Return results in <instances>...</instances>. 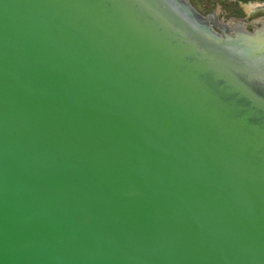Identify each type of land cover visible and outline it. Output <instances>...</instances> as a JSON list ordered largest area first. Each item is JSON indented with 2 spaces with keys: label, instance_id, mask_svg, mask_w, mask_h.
<instances>
[{
  "label": "water",
  "instance_id": "95a60500",
  "mask_svg": "<svg viewBox=\"0 0 264 264\" xmlns=\"http://www.w3.org/2000/svg\"><path fill=\"white\" fill-rule=\"evenodd\" d=\"M262 31L0 0V264H264Z\"/></svg>",
  "mask_w": 264,
  "mask_h": 264
},
{
  "label": "rangeland",
  "instance_id": "374dc122",
  "mask_svg": "<svg viewBox=\"0 0 264 264\" xmlns=\"http://www.w3.org/2000/svg\"><path fill=\"white\" fill-rule=\"evenodd\" d=\"M188 2L205 19L215 14L218 20L228 22L231 26L237 27L247 23L250 32L261 27L260 23L264 21V2L248 0L241 3H233L231 0H188ZM255 10L256 12L253 13ZM215 30L220 33L219 29Z\"/></svg>",
  "mask_w": 264,
  "mask_h": 264
},
{
  "label": "flooded vegetation",
  "instance_id": "af4514ba",
  "mask_svg": "<svg viewBox=\"0 0 264 264\" xmlns=\"http://www.w3.org/2000/svg\"><path fill=\"white\" fill-rule=\"evenodd\" d=\"M256 10L253 12L255 13ZM256 16V15H255ZM208 21V24L213 27V29H219L220 33L218 32L220 35H229L232 36L233 38H237L239 36H242V34H246L248 36H260L259 34H261L263 31V22H261V27H257V29L253 30L254 32H250L248 31L249 27H247L249 24H244V25H239L237 27H235V25L231 26L228 22H222L220 20H218L217 16L214 14L212 17H208L206 18ZM234 23L237 21H233ZM246 29V30H245ZM228 31V32H227Z\"/></svg>",
  "mask_w": 264,
  "mask_h": 264
},
{
  "label": "crops",
  "instance_id": "0c3cea01",
  "mask_svg": "<svg viewBox=\"0 0 264 264\" xmlns=\"http://www.w3.org/2000/svg\"><path fill=\"white\" fill-rule=\"evenodd\" d=\"M233 3H241L242 1L245 0H231ZM248 1H260V2H264V0H248Z\"/></svg>",
  "mask_w": 264,
  "mask_h": 264
},
{
  "label": "bare ground",
  "instance_id": "6f19581e",
  "mask_svg": "<svg viewBox=\"0 0 264 264\" xmlns=\"http://www.w3.org/2000/svg\"><path fill=\"white\" fill-rule=\"evenodd\" d=\"M253 9V8H252ZM252 11V10H251Z\"/></svg>",
  "mask_w": 264,
  "mask_h": 264
}]
</instances>
